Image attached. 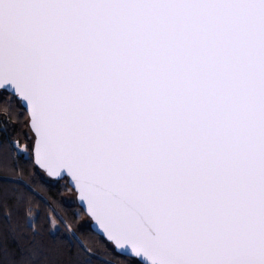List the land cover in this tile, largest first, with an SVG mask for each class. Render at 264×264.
Here are the masks:
<instances>
[{"label": "snow or ice", "instance_id": "1", "mask_svg": "<svg viewBox=\"0 0 264 264\" xmlns=\"http://www.w3.org/2000/svg\"><path fill=\"white\" fill-rule=\"evenodd\" d=\"M0 264H264V0H0Z\"/></svg>", "mask_w": 264, "mask_h": 264}, {"label": "trees", "instance_id": "2", "mask_svg": "<svg viewBox=\"0 0 264 264\" xmlns=\"http://www.w3.org/2000/svg\"><path fill=\"white\" fill-rule=\"evenodd\" d=\"M45 179H48V178L45 177ZM50 187H51V191L49 192V195H54L56 192L60 191L61 189L60 184H57V183H51ZM64 194L67 195V191H65Z\"/></svg>", "mask_w": 264, "mask_h": 264}]
</instances>
